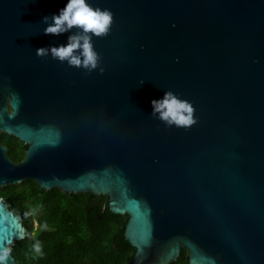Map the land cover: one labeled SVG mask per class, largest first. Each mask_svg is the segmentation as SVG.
<instances>
[{
  "label": "water",
  "instance_id": "water-1",
  "mask_svg": "<svg viewBox=\"0 0 264 264\" xmlns=\"http://www.w3.org/2000/svg\"><path fill=\"white\" fill-rule=\"evenodd\" d=\"M87 2L114 14L93 37L102 74L36 55L67 44L42 22L67 0H0V134L28 144L19 162L0 145V188L106 195L127 215V264H169L181 247L189 264H264V0ZM169 90L197 123L151 115ZM24 236L0 195L7 264Z\"/></svg>",
  "mask_w": 264,
  "mask_h": 264
},
{
  "label": "trees",
  "instance_id": "trees-1",
  "mask_svg": "<svg viewBox=\"0 0 264 264\" xmlns=\"http://www.w3.org/2000/svg\"><path fill=\"white\" fill-rule=\"evenodd\" d=\"M0 195L27 227L10 249L20 264H127L133 257L124 237L127 215L111 212L106 195L45 190L30 179L1 187ZM169 264H189L186 249Z\"/></svg>",
  "mask_w": 264,
  "mask_h": 264
},
{
  "label": "clouds",
  "instance_id": "clouds-1",
  "mask_svg": "<svg viewBox=\"0 0 264 264\" xmlns=\"http://www.w3.org/2000/svg\"><path fill=\"white\" fill-rule=\"evenodd\" d=\"M113 16L111 10L93 7L87 0H67L58 14L42 19L47 25L43 29L45 35L59 36L71 32L67 44L40 47L36 49V55L41 58L50 55L61 63L67 62L70 67L86 70V74L97 69L102 74L104 68L101 66V56L94 49L93 37L103 38L109 34L114 22ZM143 83L141 80L140 84ZM151 104V115L166 126L188 128L197 123L192 103L179 98L171 90L165 91L162 99H153ZM8 255V250L0 251V264H7Z\"/></svg>",
  "mask_w": 264,
  "mask_h": 264
},
{
  "label": "flooded vegetation",
  "instance_id": "flooded-vegetation-1",
  "mask_svg": "<svg viewBox=\"0 0 264 264\" xmlns=\"http://www.w3.org/2000/svg\"><path fill=\"white\" fill-rule=\"evenodd\" d=\"M0 145H4L6 147V153L13 162H19L23 158L26 148L28 146L27 143H24L23 141L19 140L16 136L4 132L0 134ZM12 156L16 157L17 159H13ZM13 212L20 217V221L22 225L25 227V231H26L27 227L22 217L14 210ZM32 225H33V229H35L37 226V222L35 219H33Z\"/></svg>",
  "mask_w": 264,
  "mask_h": 264
},
{
  "label": "rangeland",
  "instance_id": "rangeland-1",
  "mask_svg": "<svg viewBox=\"0 0 264 264\" xmlns=\"http://www.w3.org/2000/svg\"><path fill=\"white\" fill-rule=\"evenodd\" d=\"M21 184V183H20ZM20 184H17V185H20Z\"/></svg>",
  "mask_w": 264,
  "mask_h": 264
}]
</instances>
